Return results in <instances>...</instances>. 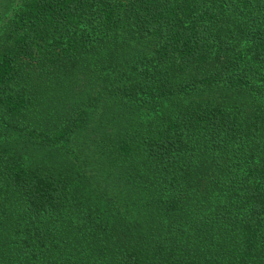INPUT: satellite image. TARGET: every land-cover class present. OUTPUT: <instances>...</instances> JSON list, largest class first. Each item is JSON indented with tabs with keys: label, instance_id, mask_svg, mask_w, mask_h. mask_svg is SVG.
I'll use <instances>...</instances> for the list:
<instances>
[{
	"label": "trees",
	"instance_id": "obj_1",
	"mask_svg": "<svg viewBox=\"0 0 264 264\" xmlns=\"http://www.w3.org/2000/svg\"><path fill=\"white\" fill-rule=\"evenodd\" d=\"M0 264H264V0H0Z\"/></svg>",
	"mask_w": 264,
	"mask_h": 264
}]
</instances>
